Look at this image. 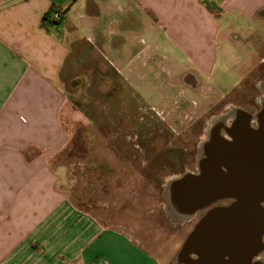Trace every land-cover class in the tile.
Wrapping results in <instances>:
<instances>
[{
	"label": "crops",
	"instance_id": "0c3cea01",
	"mask_svg": "<svg viewBox=\"0 0 264 264\" xmlns=\"http://www.w3.org/2000/svg\"><path fill=\"white\" fill-rule=\"evenodd\" d=\"M54 7L58 24L45 19ZM260 13L264 0H0V264H163L70 196L67 167L53 163L69 142V87L79 89L86 66L100 72L101 56L141 89L162 45L198 68L186 63L187 72L212 76L224 17ZM162 56L168 72L182 65ZM252 120L264 147V108Z\"/></svg>",
	"mask_w": 264,
	"mask_h": 264
},
{
	"label": "rangeland",
	"instance_id": "374dc122",
	"mask_svg": "<svg viewBox=\"0 0 264 264\" xmlns=\"http://www.w3.org/2000/svg\"><path fill=\"white\" fill-rule=\"evenodd\" d=\"M223 24L214 75L197 70L202 76L197 90L183 78L188 67L197 66L182 50L163 45L158 50L161 64L150 70L141 89L124 80L123 66H110L101 56L100 72L86 66L91 72L78 82L79 89L69 87L70 107L63 113L69 142L53 163L67 167L70 196L103 222L128 231L163 264H174L197 222L179 218L168 202L166 183L183 174L173 167L181 162L187 169L192 166L186 159L175 160L172 152L205 135V122L222 112L208 109L210 105L245 107L264 80V13L251 19L229 15ZM164 53L178 57L182 65L177 62L168 72ZM186 63L192 66L184 70ZM193 118H200L201 128L193 125ZM162 134L164 142L157 140ZM187 137L192 142L185 145ZM152 162L161 163L153 168Z\"/></svg>",
	"mask_w": 264,
	"mask_h": 264
},
{
	"label": "water",
	"instance_id": "95a60500",
	"mask_svg": "<svg viewBox=\"0 0 264 264\" xmlns=\"http://www.w3.org/2000/svg\"><path fill=\"white\" fill-rule=\"evenodd\" d=\"M249 135L255 138L257 133ZM225 161L227 170L214 177L205 171L186 172L166 183L168 202L182 220H194L207 210L188 234L174 264H207L214 252L239 251L251 258L264 249V190L251 187V180L241 185L236 161ZM225 194L236 201L208 209Z\"/></svg>",
	"mask_w": 264,
	"mask_h": 264
},
{
	"label": "flooded vegetation",
	"instance_id": "af4514ba",
	"mask_svg": "<svg viewBox=\"0 0 264 264\" xmlns=\"http://www.w3.org/2000/svg\"><path fill=\"white\" fill-rule=\"evenodd\" d=\"M262 62H264V59ZM184 75L183 78L190 87L193 90H197L200 79L196 72L188 71ZM262 79H264V74L262 75ZM260 81L253 101L245 107L239 104L220 105L215 103L209 106L208 109H221L222 112L212 116L210 122H205L204 136H201L199 140H195L192 144H190L192 142L190 137L184 138L185 145L190 144V147H184L181 152L180 148H178V151L175 149L176 151L172 152V156H177L175 160L184 161L186 159L192 163V166L190 165V168L187 169L183 162L180 165L177 162L175 165H179V167H173V171L182 172L183 170V174L186 172L200 174V172L205 171L214 177L217 173H222V169L227 170L224 164L225 160H235L241 185H243V180H249L248 182L251 180L253 183L251 187L264 190V147L257 146L254 143V137H250L249 135L250 133H258L260 128V124L254 123L252 120L253 114L264 108V80ZM234 111H244L246 116H242L237 121H232L231 123V116ZM193 119V125H198L201 128L202 123L200 118H198L199 120L197 118ZM194 129L195 127L192 130ZM158 137L157 140L164 142L163 134ZM176 141L178 142L176 138L173 139V143ZM160 163L152 162L151 166L154 168L153 165H159ZM161 165H164L163 167L166 166L165 163ZM230 165L234 167L232 163ZM162 170L163 168H159V171ZM156 171L157 168H155ZM173 178L175 176L171 179ZM235 201V198L225 194L222 198L212 203L208 209L215 205H229ZM206 211L199 214L196 218L197 222ZM197 257V255H194V258ZM207 264H264V249L251 258H248L245 256V253L239 251H228L221 254L216 252L210 253Z\"/></svg>",
	"mask_w": 264,
	"mask_h": 264
},
{
	"label": "built area",
	"instance_id": "2783aa9c",
	"mask_svg": "<svg viewBox=\"0 0 264 264\" xmlns=\"http://www.w3.org/2000/svg\"><path fill=\"white\" fill-rule=\"evenodd\" d=\"M63 16V9L60 7H54L47 15L48 20L52 23L59 22Z\"/></svg>",
	"mask_w": 264,
	"mask_h": 264
},
{
	"label": "trees",
	"instance_id": "16d2710c",
	"mask_svg": "<svg viewBox=\"0 0 264 264\" xmlns=\"http://www.w3.org/2000/svg\"><path fill=\"white\" fill-rule=\"evenodd\" d=\"M45 19L46 20H48V17L46 16L45 17ZM59 22H56V23H54V24H58ZM90 110V109H89ZM89 110H87V112H89ZM61 164H63V163H61ZM76 203V202H75ZM77 205H78V207H80V208H82V209H84V210H86V211H90L88 208H86V207H83L81 204H79V203H76Z\"/></svg>",
	"mask_w": 264,
	"mask_h": 264
}]
</instances>
